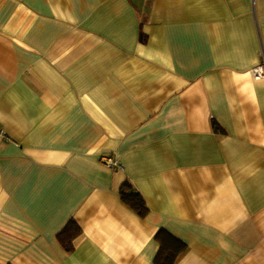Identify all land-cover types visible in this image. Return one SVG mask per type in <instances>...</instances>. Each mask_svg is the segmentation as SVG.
Returning <instances> with one entry per match:
<instances>
[{
    "label": "crops",
    "instance_id": "crops-1",
    "mask_svg": "<svg viewBox=\"0 0 264 264\" xmlns=\"http://www.w3.org/2000/svg\"><path fill=\"white\" fill-rule=\"evenodd\" d=\"M0 128V264H264V0H0Z\"/></svg>",
    "mask_w": 264,
    "mask_h": 264
},
{
    "label": "trees",
    "instance_id": "trees-1",
    "mask_svg": "<svg viewBox=\"0 0 264 264\" xmlns=\"http://www.w3.org/2000/svg\"><path fill=\"white\" fill-rule=\"evenodd\" d=\"M212 126L215 131H220V126L213 122ZM121 200L129 206L140 217H144L148 209L141 195L136 192L131 185L124 184L120 189ZM79 228L72 223L67 231H62L60 239L67 251L72 249V240L79 234ZM158 242L159 250L155 258V264H175L178 257L185 251V245L170 235L165 230H160L155 236Z\"/></svg>",
    "mask_w": 264,
    "mask_h": 264
},
{
    "label": "built area",
    "instance_id": "built-area-1",
    "mask_svg": "<svg viewBox=\"0 0 264 264\" xmlns=\"http://www.w3.org/2000/svg\"><path fill=\"white\" fill-rule=\"evenodd\" d=\"M254 75L255 77H260L262 76V73L260 71V69H256L254 71ZM0 138L4 139V140H9V137L6 135V133L0 128ZM105 161L112 167H117L121 169V166H119L117 163L113 162L112 160L109 159H105Z\"/></svg>",
    "mask_w": 264,
    "mask_h": 264
}]
</instances>
